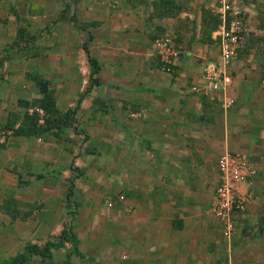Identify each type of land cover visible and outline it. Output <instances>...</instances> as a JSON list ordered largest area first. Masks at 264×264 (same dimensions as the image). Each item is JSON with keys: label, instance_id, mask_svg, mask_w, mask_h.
<instances>
[{"label": "crops", "instance_id": "1", "mask_svg": "<svg viewBox=\"0 0 264 264\" xmlns=\"http://www.w3.org/2000/svg\"><path fill=\"white\" fill-rule=\"evenodd\" d=\"M216 1L0 0V195L17 171L30 176L72 161L58 138L12 135L29 114L18 106L29 85L40 78L49 86L70 80L67 94L56 90L53 97L63 94L71 104L80 99L74 125L99 134L74 159L91 174L94 148L107 156L103 178L112 180L115 193L105 201H116L111 223L120 264H205L218 254L214 233L220 225L212 208L225 150L252 161L253 196L241 222L257 228L264 215V0H235L243 1L245 33L232 65L229 94L235 102L227 111L202 79L204 63L218 54ZM68 4L67 17L59 18ZM69 11L81 27L73 26ZM162 34L178 47L169 73L160 69L152 44ZM13 40L18 47H10ZM84 47L99 65L97 84ZM12 50L22 55H8ZM31 94L41 96L36 89ZM5 131L11 135L5 138ZM51 172L46 179H56ZM119 194L126 198L117 201ZM262 228L256 252L264 251ZM258 261L264 264V257Z\"/></svg>", "mask_w": 264, "mask_h": 264}, {"label": "rangeland", "instance_id": "2", "mask_svg": "<svg viewBox=\"0 0 264 264\" xmlns=\"http://www.w3.org/2000/svg\"><path fill=\"white\" fill-rule=\"evenodd\" d=\"M238 2H240L238 6L243 9V1ZM219 5L220 0H217L214 6ZM68 9L69 4L63 11L61 10L59 18H66L68 12L64 11ZM69 15L74 20L73 26L81 27L74 19V12L71 14L69 11ZM82 27L85 28L83 25ZM28 40L26 39L27 42ZM67 40L71 48V32ZM13 42V45L10 43V47H18V41L13 40ZM9 54L12 57H19L22 52L12 50ZM43 81L48 83L49 88L51 87L53 96L56 90L64 95L67 94V90H70V80H68L69 84L67 82L61 85L53 83V86H49L48 80ZM39 86L40 84L36 82L35 85H29L26 88L28 89L27 97L20 99L18 106L23 110L29 109V115H37L39 119L48 117L49 125L56 126V130L43 133L45 139L58 138V143L73 155V159L71 161L68 157L67 162L61 160L56 165H47L45 170L34 175L30 174V176L20 175L17 171L15 179L9 180L8 183L12 184L8 187L9 191L5 192V196L0 195V264L3 258L16 254L26 243L42 245L47 240L55 241L61 229L69 224L73 226V231L79 239L78 248L81 256L71 254L72 246L67 242L63 247L53 249L51 257L41 258L33 255L26 264H120L116 252V230L114 224L111 223L115 221L112 215L114 208H108L105 201L107 197L114 196L115 193L112 180L103 178L102 172L107 167V156L94 148L96 168L92 170L96 173L91 172V174H85L84 168L75 165L74 159L79 157L83 150L90 149L92 144H89V141H93L91 137L99 139V134L87 133L83 128H77V124L74 125V122L78 120L74 114L79 108L80 99L71 104V98L64 99L65 97L61 94L60 99L54 98L55 111L44 110L41 107V96L36 97L31 94V91L35 89L38 91ZM87 89H90V85ZM11 118L14 120L15 116ZM14 134L13 130L12 135ZM4 135L6 138L11 133L8 134L5 131ZM31 136L36 138V135ZM3 146H5L4 141L0 140V148ZM51 170L55 175L54 178L56 177L54 180L45 178L52 173ZM31 175L34 176L33 180L28 178L32 177ZM69 180L74 182L72 200L76 205L70 203L66 208L65 195ZM33 182H39V184L35 186L36 183ZM48 191H51V194L46 195ZM41 221H44L45 225H40ZM256 231V224L253 226L248 219H245L239 223L234 237L228 242L223 237L221 229L217 228L214 238L218 241L216 249L218 254L216 255L214 251V258L212 260L209 258L205 264H258V258L264 257V251H255L259 240L255 236ZM261 242L264 244V236ZM234 253L238 254L235 258ZM217 256L218 259L215 258Z\"/></svg>", "mask_w": 264, "mask_h": 264}, {"label": "built area", "instance_id": "3", "mask_svg": "<svg viewBox=\"0 0 264 264\" xmlns=\"http://www.w3.org/2000/svg\"><path fill=\"white\" fill-rule=\"evenodd\" d=\"M220 27L217 31L218 54L215 58L206 61L202 69V79L205 87L217 92L221 96V106L224 111L234 105L235 99L229 94L233 81L232 65L237 59L244 33V11L235 0H220L218 8ZM160 69L171 72L178 56V47L175 40L168 34L155 37L152 41ZM192 90H197L196 85ZM218 183L214 191L213 214L217 219L223 237L230 242L237 227L246 213L248 203L253 193L250 187L253 184L254 168L249 157L237 150H225L218 159ZM246 185V189H243ZM125 195L119 194L117 201L124 200ZM116 201L107 200L109 208L114 207ZM131 212V207H127Z\"/></svg>", "mask_w": 264, "mask_h": 264}, {"label": "trees", "instance_id": "4", "mask_svg": "<svg viewBox=\"0 0 264 264\" xmlns=\"http://www.w3.org/2000/svg\"><path fill=\"white\" fill-rule=\"evenodd\" d=\"M85 52L87 53L88 60L92 66V75L91 82L94 84L98 83V78L93 77L99 70V65L97 60L89 54L88 48L84 47ZM36 83L40 84L38 92L41 94V107L44 110L53 112L55 111V102L54 97L52 95L51 90L48 87V83L37 79ZM51 114V113H50ZM54 115V114H53ZM52 115V116H53ZM52 118V117H51ZM49 118L45 117L43 122H39V118L36 115H29L27 113L24 114L22 120L20 121L19 126L14 129V133L18 135H42L43 133L51 130V125H49ZM16 120L14 119L12 123L7 124V127H11L12 124ZM73 180L68 181V189L65 195L66 208L70 203L73 202ZM76 205V203H74ZM264 224V215H262L259 219V223L257 226V233L260 234L263 230L262 226ZM70 243L72 246L71 254L82 255L79 248L78 243L79 239L73 231V226L69 224L68 226H64L59 235L57 236L55 241L47 240L42 245L38 243H26L16 254L9 255L1 260V264H26L33 255H37L41 258H49L52 256L53 249H59L64 246L65 243Z\"/></svg>", "mask_w": 264, "mask_h": 264}]
</instances>
